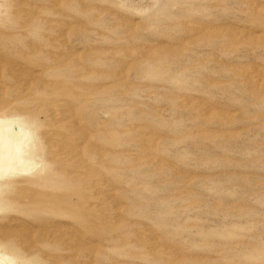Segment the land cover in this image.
<instances>
[{"label": "rangeland", "instance_id": "374dc122", "mask_svg": "<svg viewBox=\"0 0 264 264\" xmlns=\"http://www.w3.org/2000/svg\"><path fill=\"white\" fill-rule=\"evenodd\" d=\"M0 128L2 263L264 264V0H0Z\"/></svg>", "mask_w": 264, "mask_h": 264}, {"label": "bare ground", "instance_id": "6f19581e", "mask_svg": "<svg viewBox=\"0 0 264 264\" xmlns=\"http://www.w3.org/2000/svg\"><path fill=\"white\" fill-rule=\"evenodd\" d=\"M19 142H20V139L16 133L10 132V131H5V130H2L0 128V159L7 158V160H10V161L19 160L18 159V152H17V151H19V148H20ZM4 165H6V164H4ZM6 166L10 167V165H6ZM3 263H5V262H3Z\"/></svg>", "mask_w": 264, "mask_h": 264}]
</instances>
